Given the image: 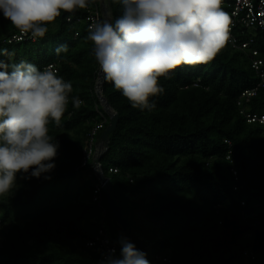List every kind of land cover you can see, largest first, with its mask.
<instances>
[{
    "label": "trees",
    "instance_id": "trees-1",
    "mask_svg": "<svg viewBox=\"0 0 264 264\" xmlns=\"http://www.w3.org/2000/svg\"><path fill=\"white\" fill-rule=\"evenodd\" d=\"M104 5L113 21L122 12L119 0ZM76 15L85 10L61 12L43 38L6 43L15 27L0 13V61L8 70L21 61L38 68L55 63L73 86L61 125L48 126L60 145L55 169L40 178L18 175L13 192L0 197V264H93L97 255L84 243L100 225L108 233L104 194V214L92 200L91 160L79 166L89 129L100 114L106 118L98 141L109 117L94 90L99 64L86 24L65 21ZM253 46L264 69V46ZM257 81L248 52L227 42L210 62L160 77L164 92L150 98L151 109L133 108L102 78L100 93L118 120L99 162L151 264H264V125L243 114H264V85L236 104ZM72 97L81 100L79 108ZM242 248L254 257L245 258Z\"/></svg>",
    "mask_w": 264,
    "mask_h": 264
},
{
    "label": "clouds",
    "instance_id": "clouds-1",
    "mask_svg": "<svg viewBox=\"0 0 264 264\" xmlns=\"http://www.w3.org/2000/svg\"><path fill=\"white\" fill-rule=\"evenodd\" d=\"M93 0H0V13L22 36L43 38L61 12L85 9ZM121 14L88 27L87 39L103 80L113 84L133 108L151 109V97L164 92L159 78L179 66L210 62L229 39L222 0H119ZM63 49L64 46H61ZM66 50V49H64ZM61 49H57L59 53ZM0 61V197L10 195L18 175L40 178L52 172L60 147L49 123L61 125L73 90L52 65L41 70L21 61ZM98 75V74H97ZM72 105L81 101L72 97ZM45 179H51L45 175ZM120 253L109 249L99 264H151L127 237Z\"/></svg>",
    "mask_w": 264,
    "mask_h": 264
},
{
    "label": "built area",
    "instance_id": "built-area-1",
    "mask_svg": "<svg viewBox=\"0 0 264 264\" xmlns=\"http://www.w3.org/2000/svg\"><path fill=\"white\" fill-rule=\"evenodd\" d=\"M221 5H225L229 9V39L227 43L231 44L237 49H242L248 52L251 60V67L256 72L258 81L252 88L243 90L238 97L236 98V104L240 105L243 101H248L252 96L257 92V89L264 85V69L262 68L263 57H259V51L256 49L253 44L255 42H260L264 46V0H222ZM100 0H93L89 7L85 8V15H76V16H66V22L72 23H81L84 22L88 29L89 25L93 22L103 21V7ZM77 33L75 32L74 35ZM25 39H32L30 35L22 36L18 29L14 31L2 42L10 43ZM33 40V39H32ZM52 65L53 70L59 75V69L55 63H47L43 65L40 69L43 70L47 66ZM66 81V80H65ZM98 75L95 80L94 90H98ZM81 101V100H80ZM245 119L247 122H258L259 124L264 125V114L257 112H247L243 111ZM101 115V118L97 121H94L93 125L87 133V139L83 148L81 149L80 155V164L79 166H84L90 160H92L100 151L104 150V146L100 141H94V136L98 129H100L105 121V117ZM225 142L230 145V140L224 139ZM228 154L226 158L230 159ZM91 165V164H90ZM92 167V166H91ZM95 172V168L92 167ZM234 179H237V171L231 167L230 168ZM109 172H115L116 168H109ZM96 180L92 182V200L99 206L104 212V208L101 204L102 201V187L101 183L98 181L95 174ZM240 205L244 206V201L240 200ZM262 208V207H261ZM263 210V208H262ZM244 211V210H243ZM250 216L254 215L253 212L249 213ZM1 225V219H0ZM84 246L96 253V259L93 264H99L100 260L103 258L104 254L109 251V249L115 248L117 252V247L111 242L109 234L105 228L100 225L96 232L93 234L92 238L87 240L84 243ZM241 254L245 258H253L254 253L251 248H242ZM162 262H169L168 258L161 257Z\"/></svg>",
    "mask_w": 264,
    "mask_h": 264
},
{
    "label": "water",
    "instance_id": "water-1",
    "mask_svg": "<svg viewBox=\"0 0 264 264\" xmlns=\"http://www.w3.org/2000/svg\"><path fill=\"white\" fill-rule=\"evenodd\" d=\"M100 2L102 5H104V0H100ZM103 15H104V20L110 19L109 14H108V9L105 6L103 7ZM102 78H103V74L101 73L100 68H99L98 69L99 82H98V90L96 94L98 96L99 101L102 102L105 110H109L107 111V114L109 117L108 123L104 127V129L101 131L100 136H99V141L104 146V150H105V148L107 147L108 140H109V133L115 128L117 124L118 114L111 108L108 101L100 93ZM103 151H100L91 160V166L95 168V174L97 176L98 181L101 183V187H102V191L105 197V202H106L109 215L114 220L117 228L123 233V235L127 237L132 243H134L137 249L141 250L143 241L139 236H137L131 224L127 220L124 214L123 208L118 201V197L112 185V182L102 172L99 159Z\"/></svg>",
    "mask_w": 264,
    "mask_h": 264
},
{
    "label": "rangeland",
    "instance_id": "rangeland-1",
    "mask_svg": "<svg viewBox=\"0 0 264 264\" xmlns=\"http://www.w3.org/2000/svg\"><path fill=\"white\" fill-rule=\"evenodd\" d=\"M52 24V23H51ZM97 97V96H96ZM98 99V98H97ZM98 104H99V106L101 107V109H102V111L103 112H105V113H107V111H109V110H105V108L103 107V104H102V102H100L99 101V99H98ZM97 140V138H95L94 137V141H96ZM92 171H93V174L95 175V172H94V170L92 169ZM101 214H104L103 213V210L101 211ZM114 220L112 219V218H109V217H107L106 218V220H105V226H106V228H107V230H108V233H109V236H110V238L112 239V241H113V243L114 244H116V246L120 249V244L118 243V240H119V238L123 235V233L118 229V228H116L115 226H114ZM124 236V235H123ZM125 237V236H124ZM244 259V258H243ZM246 259H244L243 261H245ZM235 263H237V264H239L240 262H235Z\"/></svg>",
    "mask_w": 264,
    "mask_h": 264
}]
</instances>
